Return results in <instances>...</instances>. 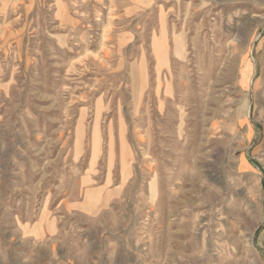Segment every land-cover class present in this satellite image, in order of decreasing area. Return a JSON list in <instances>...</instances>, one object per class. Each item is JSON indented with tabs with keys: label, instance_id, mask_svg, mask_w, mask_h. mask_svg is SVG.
<instances>
[{
	"label": "rangeland",
	"instance_id": "rangeland-1",
	"mask_svg": "<svg viewBox=\"0 0 264 264\" xmlns=\"http://www.w3.org/2000/svg\"><path fill=\"white\" fill-rule=\"evenodd\" d=\"M0 264H264V0H0Z\"/></svg>",
	"mask_w": 264,
	"mask_h": 264
},
{
	"label": "crops",
	"instance_id": "crops-1",
	"mask_svg": "<svg viewBox=\"0 0 264 264\" xmlns=\"http://www.w3.org/2000/svg\"><path fill=\"white\" fill-rule=\"evenodd\" d=\"M50 230H51V226L38 223L33 226L30 232L32 233L33 236H36L39 239H46L48 238V236H50Z\"/></svg>",
	"mask_w": 264,
	"mask_h": 264
}]
</instances>
